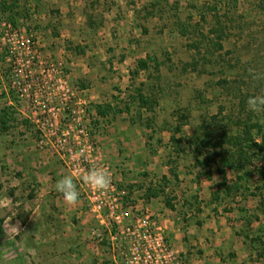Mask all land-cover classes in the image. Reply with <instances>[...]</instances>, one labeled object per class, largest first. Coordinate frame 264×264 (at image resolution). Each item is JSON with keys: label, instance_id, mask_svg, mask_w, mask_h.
<instances>
[{"label": "rangeland", "instance_id": "1", "mask_svg": "<svg viewBox=\"0 0 264 264\" xmlns=\"http://www.w3.org/2000/svg\"><path fill=\"white\" fill-rule=\"evenodd\" d=\"M16 1L18 5L15 12L19 14L16 25L0 16V110L6 107L3 105L6 92L17 103H24L25 109L15 105V118L9 124L10 128L0 130V134L5 132L10 139L0 143V152L18 144L12 134H18L17 127L26 123L33 134L37 135L35 145L39 151L57 153L51 146L40 148L38 142L41 132L30 120L31 98L20 96V89L29 84L27 78L30 75L42 78V75L52 73L53 77L61 80L60 84L64 87L83 95L90 109L92 124L97 119L92 105L114 103L118 108L123 107V102H129L128 95L137 90L139 83L148 81L149 71H141L138 76L132 74L138 60L146 59L148 55L156 56L161 63L160 79L152 82L166 90L159 106L153 113L143 112L138 117L137 108L133 105L131 113H118L115 117L120 121L135 123L141 128L145 145L137 149V173L144 176L142 185L145 191L164 185L165 193L160 195L161 199L164 202L166 199L175 200L172 205H175L176 213L172 220L176 229L180 230L178 234L182 244L179 249H186L183 252L187 264H199L207 257L200 241L214 247L216 242L220 243V237H225L228 243H232L231 238L235 236L240 238L235 231L243 227L241 209L246 205L252 213L257 200L250 198L245 203L238 198L230 205H227L229 202H211V194L216 189L215 182L220 179L215 167L212 168V180L206 177L197 180L201 168L193 166V157L183 153L177 161L171 162L173 144L170 130L177 124L180 111H190V122L183 128L190 135L202 113H215L221 103L227 110L232 106L220 94V87L211 86L218 75L182 71L183 64L190 60L192 52L187 46L188 39L178 32L176 18L172 14L176 12L185 19L212 0ZM236 5L238 14L244 15L246 20L256 19L252 29L259 30L264 21V0H237ZM198 19L195 14L193 21ZM4 22L10 23L11 28H3ZM205 27L207 29L209 25ZM231 33L224 41L225 49L234 47V43H237L235 49H239L244 41L237 42L233 30ZM150 64L153 67V62ZM36 82L44 85L46 80ZM25 101H29V108ZM66 116L67 111H64L61 127L67 122ZM62 163L70 174L63 160ZM170 165L177 167L178 181L173 179ZM165 175L170 179L168 183L162 180ZM233 176V173H228L229 179ZM22 178L19 160L7 161L0 156V202H4L11 189L22 183ZM2 209L0 203V264H26L20 262L16 246L5 235L9 225L3 221L5 211ZM189 213L191 215L187 217ZM258 227L259 222H254L253 229ZM171 234H168L169 238L176 243ZM220 255L226 257H221L218 264L226 262V259L236 260L232 252L227 254V250L226 253L220 252ZM242 255L244 260L241 264H264V256L260 257L249 247L243 248Z\"/></svg>", "mask_w": 264, "mask_h": 264}, {"label": "trees", "instance_id": "2", "mask_svg": "<svg viewBox=\"0 0 264 264\" xmlns=\"http://www.w3.org/2000/svg\"><path fill=\"white\" fill-rule=\"evenodd\" d=\"M236 4L237 0H212L197 8L195 13H190L185 19L176 12L172 14L176 18L178 32L188 39L187 46L192 52L190 60L183 64L182 71L198 75H218L217 80L213 79L215 81L211 86L220 87V94L225 96L232 106L227 110L221 103L215 113H202L190 135L183 129L190 122V111H180L177 124L170 130L174 155L171 162L177 161L183 153L193 157V166L201 168L197 180L202 177L212 180V168L215 167L214 170L220 179L215 182L216 189L211 194V202H229L227 205H230L238 198L245 203L250 198L257 200L252 213L246 205L241 209L243 215L240 220L244 223L235 233L245 247L255 250L257 255L263 257L264 113L251 112L246 101L250 95L264 90V80L253 81L250 76L251 72L264 73V21L259 30L253 31L256 19L246 20L244 15L238 14ZM17 5L16 0H0V16L16 25V17L19 15L15 12ZM195 14L199 19L194 22ZM206 24L209 25L207 29ZM232 30L237 42L244 41L239 49H235L237 43H234L233 48L225 49L224 41L232 34ZM160 65L156 56L148 55L146 59L138 60L132 74L138 76L141 71H149L148 81L139 83L137 90L128 95L129 102H123V107L118 108L114 103L92 105L91 108L97 115L91 125L93 134L101 124L114 120L118 113H131L133 105L137 108L138 117H141L143 112H154L166 91L160 84L152 82L160 79ZM150 68H153V71H150ZM15 113V108L11 106L0 110V130L10 128L9 124L15 118ZM150 120L152 122V119ZM169 171L173 179L178 181L177 167L170 165ZM229 172L234 174L232 179L228 178ZM162 180L168 183L170 179L165 175ZM165 188L166 186L160 185L158 189L150 188L148 191L150 196L156 197L164 194ZM173 200H165L168 208L172 207ZM223 210L227 212L225 208ZM254 222H259L256 230L253 229Z\"/></svg>", "mask_w": 264, "mask_h": 264}, {"label": "crops", "instance_id": "3", "mask_svg": "<svg viewBox=\"0 0 264 264\" xmlns=\"http://www.w3.org/2000/svg\"><path fill=\"white\" fill-rule=\"evenodd\" d=\"M3 105L19 109L24 103H17L7 92L3 96ZM29 101L25 105L29 108ZM2 107V106H1ZM25 109V108H24ZM93 112V111H92ZM95 112V110H94ZM93 112V113H94ZM96 113V112H95ZM100 121V119L98 118ZM95 138L104 159L111 165L124 193V205L130 213L134 210L150 213L165 227L167 233L176 239L175 245L181 246V237L172 220L176 213L175 205L168 208L161 196H150L145 191L143 177L137 173V149L145 145L141 128L130 121L114 119L101 124ZM18 134H12L18 144L14 148L3 149L0 156L7 161L19 160L22 171V183L8 192L2 203L5 211L4 222H8L5 235L16 246L19 260L26 264H119L120 256L110 246L109 235L101 244L90 240L91 229L98 226L88 211L87 202L80 191L79 202L75 206L65 203L62 195L56 191L55 184L69 175L63 167L62 158L57 153L41 152L37 149L35 136L28 124L21 123ZM9 136L0 134V143L10 141ZM165 173V171H164ZM140 182V183H139ZM137 183L140 184L137 188ZM175 194V193H174ZM139 197V198H138ZM175 200L172 202L174 203ZM204 207V204H202ZM191 214H187L189 217ZM18 229V231H17ZM220 243L214 247L202 244L207 257L199 264H218L220 252L235 255L234 261L226 259L220 264H241L243 262V241L235 236L228 243L220 237ZM216 239V238H215ZM229 240V239H228ZM223 241V242H222ZM218 244V245H217ZM18 246V247H17ZM186 252V249H182ZM219 257V258H217ZM194 264H197L194 262Z\"/></svg>", "mask_w": 264, "mask_h": 264}, {"label": "built area", "instance_id": "4", "mask_svg": "<svg viewBox=\"0 0 264 264\" xmlns=\"http://www.w3.org/2000/svg\"><path fill=\"white\" fill-rule=\"evenodd\" d=\"M2 26L11 28L7 22ZM47 75H42V78L30 75L27 78L30 82L20 89V96L31 98L30 120L41 132L40 148H55L70 174L75 175L88 211L99 224L91 229L90 240L99 245L109 235L112 250L121 258L119 264H187L184 252L177 248L154 215L134 210L130 221H127L130 213L124 205V193L92 132L86 99L60 84L61 80L53 77L54 74ZM36 80L46 82L41 85ZM64 111H67V122L61 127ZM81 153L82 157L79 156ZM92 167L110 169V190L97 192L79 179L85 170Z\"/></svg>", "mask_w": 264, "mask_h": 264}, {"label": "clouds", "instance_id": "5", "mask_svg": "<svg viewBox=\"0 0 264 264\" xmlns=\"http://www.w3.org/2000/svg\"><path fill=\"white\" fill-rule=\"evenodd\" d=\"M250 76L253 81L264 80V73L251 72ZM246 104L251 112L264 113V90L258 94L250 95ZM79 156L82 157L83 153L79 154ZM79 179L97 192H107L112 186V174L107 167L89 168L85 170ZM55 189L62 195L66 204L75 206L79 202L81 194L74 174H69L59 179L55 184Z\"/></svg>", "mask_w": 264, "mask_h": 264}]
</instances>
